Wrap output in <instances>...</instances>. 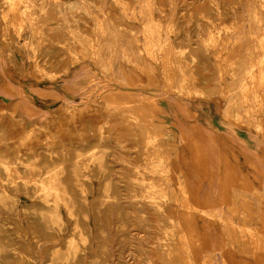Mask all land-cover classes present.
<instances>
[{
  "label": "rangeland",
  "instance_id": "1",
  "mask_svg": "<svg viewBox=\"0 0 264 264\" xmlns=\"http://www.w3.org/2000/svg\"><path fill=\"white\" fill-rule=\"evenodd\" d=\"M263 42L264 0H0V264H72L63 167L23 163L37 150L67 152L69 141L84 149L78 167L92 184L85 264L98 226L109 264L139 252L146 264L152 247L167 264H264ZM100 143L132 202L128 235L115 205L109 217L93 209L88 151ZM25 208L46 233L35 234Z\"/></svg>",
  "mask_w": 264,
  "mask_h": 264
},
{
  "label": "bare ground",
  "instance_id": "2",
  "mask_svg": "<svg viewBox=\"0 0 264 264\" xmlns=\"http://www.w3.org/2000/svg\"><path fill=\"white\" fill-rule=\"evenodd\" d=\"M202 6L203 7L196 8V10L192 9V8L189 9L187 14H186V16L188 17L191 14L196 16V15H199V13L201 14L202 12L207 11L209 9V7H210V2L207 1V3H204ZM185 12H186V10H185ZM114 17H115V19H117V16H114ZM220 18H222V17H220ZM194 23H195V21H194ZM182 24H184V23H182ZM260 24H261V22H260ZM203 42L198 43L197 46L195 47V49H197V50L201 49V50L204 51L206 45L203 44ZM259 43H260V41H259ZM181 46H182V44H181ZM185 46H186V44H185ZM191 46H193V45H191ZM206 50L207 49H205V51ZM53 51H54L53 48H51L50 46H46L44 48V50H43V56H52ZM201 53H202V51H201ZM203 53H205V52H203ZM64 65H66V67H64V71H66L68 63H66ZM251 71H253V70H251ZM209 77H207L205 75L203 77V75H202L200 80H201V82L205 83V82L209 81V79H210ZM261 78H263V77L261 76ZM258 82L259 81L257 80L256 83H258ZM258 90H259V88H258ZM262 93L263 92H261V94ZM258 95H260V94L258 93ZM117 98H119V97L111 98V101L112 102H116ZM125 98H128V97L125 96ZM152 105H155V103H152ZM115 107H114V109H115ZM152 108L156 109L155 106H153ZM157 111H158V109H157ZM141 112H142V110H141ZM40 126L41 125H38V127H40ZM67 147H68L67 152H63L62 150H57L56 152L52 153L50 150H47V149L45 151L44 150L43 151H38L37 150V151L34 152V154L30 155L29 157L26 156L27 158H25L23 160V163L25 164V163L37 162V164L39 166H41L44 170H48L50 167L55 166V165H61L63 167V174H62L63 182L66 185V187L68 188V192H69L70 196L75 200L74 201V207L71 209V211L74 213L73 217H72L74 219L73 220L74 221L73 229H72L71 233L69 234V236L65 239V242L63 244V248L67 251V256H68V258H69V260L71 261L72 264H85V261H84L85 250H87V249L91 250L92 249V236H91V233H90V226H89V222H88L86 195L85 194L88 193V192L90 193L92 191V184H91V181L89 180L88 176L84 175L81 172L80 168L78 167V165H79V163L81 161V158L83 157V153L82 152L84 151V149H82L80 147H75L74 143H71L70 141H69V144L67 145ZM92 147L93 148L90 149V151H88V152H90V153L96 152V153L94 154V157H93V159L91 161V163L93 164V169L91 171V177L93 179L98 180V186H97V191H96V200L94 202V208L93 209H94V211H96L98 204L104 205L105 211H106V213H107V215L109 217L110 208H111L112 205H115V207H116V216L115 217L121 221L119 229L120 230H125L126 234L128 235V234H130L129 228H130V226H132V221L128 217V211L130 209L129 205L131 206L132 202H129V200L126 201L124 199L123 190L119 186V183H122V181L116 179L117 176L114 177V174H115L114 170L111 168V166H110V164H109V162H108V160H107V158L105 156V152H101L99 150L100 148L105 147V144L100 143V144H96V145H94ZM9 157L7 158V161H11V158H9ZM18 161H19V159H18ZM4 167H5L4 169H6V170L8 169L9 170V168L6 165H4ZM23 169L24 168H22L20 166L18 168V172L22 176H25V171ZM135 173H138V172L134 171L133 175ZM116 175H117V173H116ZM4 176H5V174H4ZM150 184H151V182H150ZM145 187H147V186L145 185ZM19 188L21 190L23 189L21 183H19ZM143 199H145V196H144ZM12 205L13 204L11 202H8L6 204V206L4 207L3 211L5 212L6 216L9 219H11V220H13L15 222H18V217L16 216V211H15V209H14V207ZM42 210H44V209H42ZM147 211H149V210H147ZM24 212H25V215H26L28 223L33 228V230H34L36 235L40 234V236H41V234H44V233L47 232L46 230H44L45 228H43V225L40 223V221L38 219H36L35 215L29 214V208H25ZM133 212H136V210L133 209ZM150 215H151V213H150ZM157 216H159V215H157ZM151 229L152 230L154 229L153 226H152ZM153 237H154V235H153ZM152 239H154V238H152ZM95 240H96V253L93 256V258L88 261L87 264H109L108 261H107V257L105 255V253L109 252V238H108L107 234L99 226H98V229H97L96 239ZM14 242L16 243L17 247L18 246L19 247H23L24 246L23 243L20 242L17 239ZM148 254L150 256V262H147L146 264H154L156 261H158L157 263H159V264H167V257L163 253V250L153 249V247H152V249L148 250ZM197 257H198V255H197ZM154 260H156V261L154 262ZM143 261H144L143 255L139 252L137 254V259L133 262V264H141V263H143ZM118 262H120V261H118Z\"/></svg>",
  "mask_w": 264,
  "mask_h": 264
},
{
  "label": "crops",
  "instance_id": "3",
  "mask_svg": "<svg viewBox=\"0 0 264 264\" xmlns=\"http://www.w3.org/2000/svg\"><path fill=\"white\" fill-rule=\"evenodd\" d=\"M55 88H56V87H54V88L52 89V94H53V97H54L53 99H54V100L51 102V104H53V105H55L54 103L58 101V100L55 101V97H56V96H60V94L57 92V90H56ZM0 103H1V100H0ZM51 109H52V108H49V109L47 110V111H48V112H47L48 114L50 113Z\"/></svg>",
  "mask_w": 264,
  "mask_h": 264
}]
</instances>
